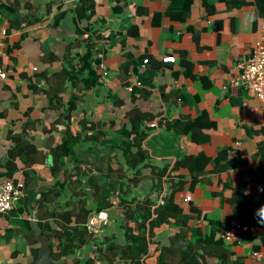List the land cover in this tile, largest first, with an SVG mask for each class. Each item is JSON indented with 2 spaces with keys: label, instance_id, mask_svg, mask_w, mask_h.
<instances>
[{
  "label": "crops",
  "instance_id": "0c3cea01",
  "mask_svg": "<svg viewBox=\"0 0 264 264\" xmlns=\"http://www.w3.org/2000/svg\"><path fill=\"white\" fill-rule=\"evenodd\" d=\"M94 1L86 22L76 18L78 0H0L1 25L7 32L5 55L0 58L7 72L0 80V179L8 178L4 175L7 150L14 146L12 138L20 135L38 151L37 160L28 166L34 171L35 191L52 186L49 151L62 138L53 125L62 110L48 107L45 91L56 73L69 71L77 57L89 50L97 85L84 90L78 82L59 92L63 102L72 95L79 97L71 112L72 129L80 132V122L89 120L99 123L106 138H111L127 126L128 113L134 108L147 112L155 122L142 145L146 160L133 168L119 146L82 152L80 148L88 143L77 147V156L83 160L78 166L85 174L95 175L99 186L108 176L109 183L115 181L121 187L115 191L113 197H118L113 205L105 209L108 222L100 233H113L121 240L126 206L148 199L153 207L171 198L187 221L153 227L144 264H182V250L189 244H196L199 251L194 264H222L219 252L225 258L223 264H264V224L255 215L264 204V190H258L264 189V105L242 85L233 84L237 62L250 57L260 36L264 16L258 14L259 0ZM165 56H174V61H163ZM146 58L148 62L142 64ZM136 80L141 85H135ZM169 118L200 119L202 128L174 135L159 123ZM194 134H205L207 140L194 141ZM183 154L201 155L204 165L194 176L179 167L177 174L184 181L178 186L177 178L172 184L168 172ZM14 162L17 171L9 179L20 182L22 188L31 177L25 179L19 158ZM71 168L68 163L67 176ZM85 176L81 183L86 190ZM67 183L65 193L52 205L70 199L75 184ZM86 195L91 204L90 189ZM34 211L0 214V264L33 260L31 249L38 243L26 245L16 257L11 253L22 241L24 227L18 221L34 223ZM231 218L253 229L228 242L220 232ZM7 228L14 229L13 237L9 233L8 238ZM211 234L212 242L220 240L227 253L211 242L202 244L200 239Z\"/></svg>",
  "mask_w": 264,
  "mask_h": 264
},
{
  "label": "trees",
  "instance_id": "16d2710c",
  "mask_svg": "<svg viewBox=\"0 0 264 264\" xmlns=\"http://www.w3.org/2000/svg\"><path fill=\"white\" fill-rule=\"evenodd\" d=\"M94 2V0H78L75 5L76 18L80 21H89L93 14ZM259 6L261 10L259 9L258 14L264 16V0L258 1ZM256 16L258 15H254V18ZM89 57H91V52L87 50L86 54L77 57L78 60L72 63L73 67L69 71L56 73V78L51 88L45 91L48 107L54 111L62 110L61 114L57 115L53 122L55 128L60 131L62 138L60 143L49 151V170L55 178L52 186L35 191L36 183L33 182L34 171L28 168L37 160L38 151L35 145L27 140H22V136L18 135L12 138L14 146L7 150V157L4 162L6 168L4 175L8 178H13L17 171L14 160L19 158L24 164L22 172L25 179L31 177V180L24 182L23 187L20 188L23 196L18 199L17 207H14L11 211L19 214L25 212L30 215V209L34 208L33 215L36 218L34 223L27 219L18 221L24 227V231L20 235L22 241L11 253L12 257L22 253L26 245L38 243L37 236L40 235L47 238L50 256L58 264H96V262L102 263L103 261L107 264H117V262L121 264H144L153 227L171 223L183 225L187 221L186 216L181 213V209L172 202L171 198H166L165 201L153 207L150 200L144 199L134 205L125 207L121 240L113 233L110 235L107 233L95 235L87 230L85 223L89 215L94 212L98 213L113 205L114 202L112 200L118 197H113L115 191L121 189V187L117 188L115 181L114 183H109L108 176H106L105 182L99 186L95 175L85 174L82 168L78 166L83 161L77 156L78 145L88 143L86 147L80 148V152L83 150H95L98 147H107L110 150L111 148L114 149L115 146H119L122 149V154L128 167L133 168L138 163L145 162L147 153L142 145L148 136L147 129H151L155 125L153 116L134 108L128 113L127 126L125 124V126L121 127L111 138H106L105 129H100L99 123L89 122V120L80 122V132L76 133L72 129L71 112L76 109L79 97L72 95L66 102H63L59 92L64 91L67 86H75L78 82H82L83 87L81 89L84 90L97 85L98 74L91 65ZM144 60H146L145 63L148 62L147 58L143 59L142 62ZM145 63L143 62L142 64ZM74 65L78 66V68H74ZM41 77L48 80L45 78V74ZM57 78H60L61 81L57 80ZM135 85H141V82L136 80ZM199 120L181 121L169 118L167 121L159 123L165 126L166 132L178 135L188 130L194 131L197 126L201 129L202 123ZM87 123L89 124L87 125ZM203 125L210 126L209 123ZM51 128L53 127L51 126ZM51 128L48 127V129ZM192 139L198 142L207 140L205 134H200L199 136L194 134ZM201 159V155L184 154L176 159L168 172L172 184L176 178L177 181L174 183L178 186L184 181L182 176L177 174L179 167L187 168L191 176L202 171L204 161ZM68 163H72V168L67 176L66 167ZM83 176L88 181L86 190L81 183ZM67 177L69 178L68 180ZM67 182L75 184L72 185L70 199H66L63 202H55L52 205L56 199L65 193L68 187ZM89 189L93 204L88 202L86 195ZM121 202L120 194L118 203L122 204ZM49 203L52 205L51 207ZM102 227L104 228L105 226ZM6 231H8V238L13 237L14 229L7 228ZM9 233L12 235L11 237ZM211 237L212 234L200 239V241L204 245L211 242V245L220 247L221 251L227 253L226 249L220 246V240L212 242ZM196 246V244H189L182 250V264H194L197 262L199 251ZM202 249L206 250L205 247H202ZM31 254L32 258L35 259L38 254V247L32 248ZM217 257L222 264L225 263V258L221 252L217 253Z\"/></svg>",
  "mask_w": 264,
  "mask_h": 264
},
{
  "label": "built area",
  "instance_id": "2783aa9c",
  "mask_svg": "<svg viewBox=\"0 0 264 264\" xmlns=\"http://www.w3.org/2000/svg\"><path fill=\"white\" fill-rule=\"evenodd\" d=\"M260 30V36L253 44L250 57L237 62L238 76L233 80V84L236 86L242 85L249 95L264 105V19L260 23ZM6 36L7 32L2 27L0 18V58L5 55L3 41ZM163 61L172 62L174 56H165ZM143 62L145 63L146 60ZM6 77V70L0 66V80H4ZM128 90H131V85L128 86ZM21 186L20 182H14L9 178L0 179V214H6L15 207L22 195ZM185 199L189 200L190 196H186ZM107 222L108 214L105 210H101L90 215L85 226L88 231L97 235L100 233V228L106 225ZM245 229H253V227L243 224L236 218H231L226 228L220 232V237L228 242H233L238 239L239 234Z\"/></svg>",
  "mask_w": 264,
  "mask_h": 264
},
{
  "label": "water",
  "instance_id": "95a60500",
  "mask_svg": "<svg viewBox=\"0 0 264 264\" xmlns=\"http://www.w3.org/2000/svg\"><path fill=\"white\" fill-rule=\"evenodd\" d=\"M38 241V254L35 259H33L30 264H57L56 261L52 259L49 252V245L47 238L44 236H37ZM15 264H21L16 262Z\"/></svg>",
  "mask_w": 264,
  "mask_h": 264
},
{
  "label": "clouds",
  "instance_id": "9594fccd",
  "mask_svg": "<svg viewBox=\"0 0 264 264\" xmlns=\"http://www.w3.org/2000/svg\"><path fill=\"white\" fill-rule=\"evenodd\" d=\"M258 190H264V189H258ZM255 215L257 217V222L264 224V204L260 205V207L255 210Z\"/></svg>",
  "mask_w": 264,
  "mask_h": 264
},
{
  "label": "rangeland",
  "instance_id": "374dc122",
  "mask_svg": "<svg viewBox=\"0 0 264 264\" xmlns=\"http://www.w3.org/2000/svg\"><path fill=\"white\" fill-rule=\"evenodd\" d=\"M106 225H107V224H106ZM104 229H105V227H104V228L101 227V228H100V232L103 231ZM56 263L58 264V262H56Z\"/></svg>",
  "mask_w": 264,
  "mask_h": 264
}]
</instances>
